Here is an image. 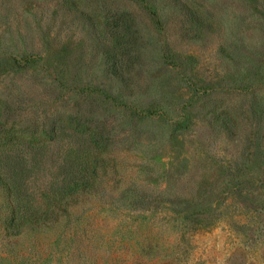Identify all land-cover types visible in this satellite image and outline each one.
Instances as JSON below:
<instances>
[{"label":"rangeland","instance_id":"374dc122","mask_svg":"<svg viewBox=\"0 0 264 264\" xmlns=\"http://www.w3.org/2000/svg\"><path fill=\"white\" fill-rule=\"evenodd\" d=\"M0 264H264V0H0Z\"/></svg>","mask_w":264,"mask_h":264},{"label":"trees","instance_id":"16d2710c","mask_svg":"<svg viewBox=\"0 0 264 264\" xmlns=\"http://www.w3.org/2000/svg\"><path fill=\"white\" fill-rule=\"evenodd\" d=\"M67 122H69L70 124L74 123V116H68L67 118ZM29 152L26 153V155ZM34 156H30L31 159H33ZM73 164H74V160H73ZM82 183L81 180L78 181H74V176H71L70 178L64 179L62 181H60V184L57 187V198H54L53 201H48L47 200V205L50 206L52 204V202L54 203H58L59 205H63L64 202L66 201H72V203H74V186H78ZM43 196V194H42ZM34 196L28 197V196H17V197H13V201L16 202L17 204H21L24 203L25 206L28 204L27 201L32 200ZM27 198V199H26ZM27 208V207H26ZM28 212V219H32L34 218L35 214L33 212H30L29 209H27L23 216H26V213Z\"/></svg>","mask_w":264,"mask_h":264}]
</instances>
